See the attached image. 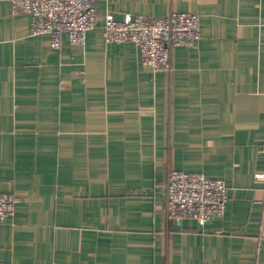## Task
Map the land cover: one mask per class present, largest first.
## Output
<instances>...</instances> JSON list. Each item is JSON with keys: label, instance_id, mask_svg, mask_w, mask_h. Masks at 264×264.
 I'll return each mask as SVG.
<instances>
[{"label": "crops", "instance_id": "obj_1", "mask_svg": "<svg viewBox=\"0 0 264 264\" xmlns=\"http://www.w3.org/2000/svg\"><path fill=\"white\" fill-rule=\"evenodd\" d=\"M85 40L50 45L0 0V222L10 264H264V0H95ZM193 11L201 36L150 70L117 20ZM222 178L224 212L166 218L167 170Z\"/></svg>", "mask_w": 264, "mask_h": 264}, {"label": "built area", "instance_id": "obj_2", "mask_svg": "<svg viewBox=\"0 0 264 264\" xmlns=\"http://www.w3.org/2000/svg\"><path fill=\"white\" fill-rule=\"evenodd\" d=\"M12 14L27 13L33 34L49 33L50 45L61 46L62 34L71 44L85 40L95 27V0H9ZM101 33L105 42H133L140 62L150 70L170 71L171 53L176 46L190 47L201 36L199 16L193 11H171L165 16H132L117 20L108 12ZM264 155V142L260 148ZM264 179V174L260 175ZM165 214L170 220L193 218L203 225L221 215L228 200V188L222 178L202 172L171 168L164 182ZM19 198L11 192H0V222L12 217ZM0 264H10L0 261Z\"/></svg>", "mask_w": 264, "mask_h": 264}]
</instances>
